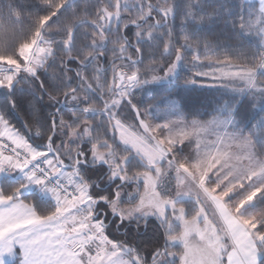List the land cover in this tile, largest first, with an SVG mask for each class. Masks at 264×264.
I'll list each match as a JSON object with an SVG mask.
<instances>
[{
  "label": "snow or ice",
  "instance_id": "6c2138e0",
  "mask_svg": "<svg viewBox=\"0 0 264 264\" xmlns=\"http://www.w3.org/2000/svg\"><path fill=\"white\" fill-rule=\"evenodd\" d=\"M0 264H264V0H0Z\"/></svg>",
  "mask_w": 264,
  "mask_h": 264
},
{
  "label": "trees",
  "instance_id": "16d2710c",
  "mask_svg": "<svg viewBox=\"0 0 264 264\" xmlns=\"http://www.w3.org/2000/svg\"><path fill=\"white\" fill-rule=\"evenodd\" d=\"M203 81L197 78L195 84L184 86L183 84H169L167 82L153 86L152 92L148 96L141 97L148 102V99L155 96L156 99H165L175 101L184 116L204 117L210 118L211 113L217 106L225 99L226 95L224 89L217 86H198V82ZM154 229H150L148 235L152 234Z\"/></svg>",
  "mask_w": 264,
  "mask_h": 264
},
{
  "label": "rangeland",
  "instance_id": "374dc122",
  "mask_svg": "<svg viewBox=\"0 0 264 264\" xmlns=\"http://www.w3.org/2000/svg\"><path fill=\"white\" fill-rule=\"evenodd\" d=\"M196 85H198V86H208V87H210V86H217V85H219V84L217 83V84L213 85V82H212L211 80H205V79H203V81L198 82V84H196ZM169 103H170V104H174V105L176 106V108L179 109V107H178V103H176L175 101H170ZM179 110H180V109H179ZM180 111H181V110H180Z\"/></svg>",
  "mask_w": 264,
  "mask_h": 264
}]
</instances>
